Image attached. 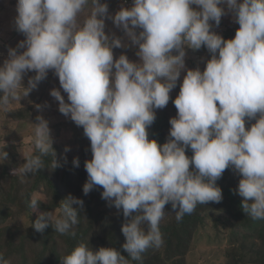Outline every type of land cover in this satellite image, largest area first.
Wrapping results in <instances>:
<instances>
[{
  "label": "clouds",
  "instance_id": "1",
  "mask_svg": "<svg viewBox=\"0 0 264 264\" xmlns=\"http://www.w3.org/2000/svg\"><path fill=\"white\" fill-rule=\"evenodd\" d=\"M89 4L81 23L78 17ZM16 12L15 27L25 39L8 49L0 66V111L7 113L11 101L27 97L54 70L70 103L55 88L50 96L90 140L92 159L85 161L88 179L82 191L87 195L101 186V198L122 209L125 218L127 258L111 247L94 252L81 243L61 264L140 260L147 249L164 243L165 205L171 204L180 222L197 205L220 203L216 181L230 166L242 177L235 191L243 198V212L264 219V0H132L130 8L122 6L113 16L100 0H17ZM228 12L239 28L225 40L211 29ZM106 19L138 46L139 62L124 54L114 60L113 49L128 45L106 35ZM202 46L211 54L204 70L186 69L185 48ZM182 70L186 74L172 101L177 115L169 120V139L160 145L149 140L147 129L156 119L154 110L169 103ZM28 72L35 75L24 87ZM245 118L256 121L247 130ZM36 121L32 143L38 155H25L13 170L25 178L43 168L42 157L51 155L52 169L59 166L48 121L39 115ZM29 206L35 212L38 200ZM57 211L59 216L40 213L32 228L42 233L52 224L57 233L75 237L83 201L69 195ZM0 264L10 262L0 255Z\"/></svg>",
  "mask_w": 264,
  "mask_h": 264
},
{
  "label": "trees",
  "instance_id": "2",
  "mask_svg": "<svg viewBox=\"0 0 264 264\" xmlns=\"http://www.w3.org/2000/svg\"><path fill=\"white\" fill-rule=\"evenodd\" d=\"M122 1L124 0H100L108 5V15L119 11ZM126 1L132 6V0ZM239 2L242 0H238ZM219 6L227 9V5ZM191 7L199 10L197 6ZM90 11L91 4L78 17L81 23ZM217 28L221 29L218 35L230 40L234 38L239 25L235 22L233 14L228 12L222 16L219 26L214 25L211 30L217 34ZM121 33L123 31L118 35ZM13 34L19 36L21 33L15 28ZM3 48L8 50L15 46L4 43ZM18 52H21V49ZM53 75L54 70L47 73L39 96L38 92L32 91L27 97H22L20 106L10 108L7 113L0 111V115L4 116H0V149L5 144L3 150L8 154L6 160L0 159V255L10 264H61L62 258L70 254L76 246L88 243L94 252L101 247H111L127 258V253L122 248L125 243L121 232L125 221L122 209H116L109 201L101 198V186H94L87 195L82 191L88 179L85 161L92 159L90 140L84 135L81 126L75 125L69 117L61 114L58 106L54 108L58 103L49 102L46 87ZM26 82L23 81L25 85ZM181 83L180 75L177 86L169 94V103L163 109L154 110L156 119L147 129L149 140H155L160 145L169 139V120L177 115L172 101L179 94ZM64 99L65 103H70L67 97ZM26 101L30 103L27 104ZM35 105H41V110L37 111ZM41 112L44 114L43 118L48 121L59 166L52 169V157L49 155L42 157L43 168L38 169L37 173L28 174L26 178L21 177L19 173L13 174V170L24 163L25 155H38L33 143L30 153L19 152L18 147L22 145V141L16 142L15 137L19 132L24 134L32 124L37 123L36 117L42 116ZM245 119L246 130L256 122L255 119ZM65 147L70 151L64 153ZM185 154L191 158L193 153L188 148ZM74 158H78V166L73 165ZM241 178L230 166L216 181V185L222 190V201L197 205L196 209L191 214H186L180 222L176 221V210L172 209L171 204L165 205L166 215L160 222L163 245L147 249L141 254L140 260H131L128 257L129 264H264V219L254 220L243 212V198L235 191ZM69 195L83 201V211L79 213L78 224L74 227L75 237L57 233L52 224L42 233L36 232L32 223L38 215L42 212H52L54 216H59L60 212L57 210ZM33 198L39 203L35 212L29 206ZM206 228L214 230L215 240L224 242L223 247L218 249L221 259L218 254L214 258H204L198 252L195 253L197 239ZM221 228L226 229L223 235L220 234Z\"/></svg>",
  "mask_w": 264,
  "mask_h": 264
},
{
  "label": "rangeland",
  "instance_id": "3",
  "mask_svg": "<svg viewBox=\"0 0 264 264\" xmlns=\"http://www.w3.org/2000/svg\"><path fill=\"white\" fill-rule=\"evenodd\" d=\"M2 2H5V0H0V29H1L0 30V55H4L3 53L7 52V49L3 48L4 43H8V44L14 45L16 47L20 41H23V40H21V38L25 39V36L22 33L19 36H16V34H13L12 32L11 33L3 32V28L14 26V24L12 25V22L10 20L4 19V18H6V17L11 18L12 16L16 17L17 12H16V6L13 7L14 3L13 4H7L5 2L6 5H4ZM1 4H3V7L1 6ZM122 6L125 8H130V7H127L126 5L124 6L123 4H122ZM116 12H112L109 16H113ZM2 19H4V22H2ZM8 23H10L9 26H8ZM210 23H213V22L210 21ZM1 24H2V26H1ZM105 25H106L105 26L106 35L111 36L114 34L115 36H117L122 31L120 28L115 27L110 19L105 20ZM216 31H218L217 34H219L221 29L218 30V28H217ZM121 35H123V37H126L125 43H123V44H127L128 47H126V48L125 47L114 48L113 49L114 60L117 59L119 57V55L124 54L127 56V58L130 61L139 62V57L136 55V52L138 51V46H133L131 44L130 40L128 39V37L125 36L124 32L121 33L120 36ZM22 50H24V49H22ZM185 52H186V57H185L186 69L199 68L201 71H203L205 68L207 60H209L211 58V55L209 54L207 49L203 46L201 47V49L195 50V51L185 48ZM5 55H8V53H6ZM1 64L3 65L2 61H0V66H2ZM49 72H51V70H48L47 73H49ZM185 74H186L185 71L182 70L181 71V80H183V77ZM34 75H35V72H28L26 75H24L23 81L26 82V77H27V79H29L30 77H32ZM45 80H46V78L38 84L37 90L36 89L33 90V91H36V93L38 92V96H39L41 87H43V84L45 83ZM46 93H47V97H49V99H53V97H51L49 94L50 92H46ZM34 95H35V93H34ZM53 101H55V100L53 99ZM56 106H59V105L58 104L54 105V108ZM15 107H17L16 104H13V105L10 104V108H15ZM1 114H3V112ZM41 115H42V117H44L43 112H41ZM0 116H1V118L4 117L2 115H0ZM21 135H23V136H21ZM33 135H34V126L29 127L24 134H22L20 132L18 133V136L15 137V140H16V142L22 141V145H20L18 147L19 152H21V153H30L31 152ZM12 151L14 152V150H12ZM225 230L226 229L221 228L220 234L223 235V232ZM213 235H214V230H211L210 228H206L203 231L202 235H200L197 239L196 247H195V250H196L195 253L198 252L204 258H206L207 256L209 258H214L215 255L218 254V249L223 247L224 242H220L219 240H215L213 238ZM196 256H197V254H196ZM217 256L219 257V259L222 258L220 254H218Z\"/></svg>",
  "mask_w": 264,
  "mask_h": 264
},
{
  "label": "crops",
  "instance_id": "4",
  "mask_svg": "<svg viewBox=\"0 0 264 264\" xmlns=\"http://www.w3.org/2000/svg\"><path fill=\"white\" fill-rule=\"evenodd\" d=\"M5 2L7 3V4H13L14 3V5H13V7H15L16 6V3H17V1L16 0H5ZM5 2H2L4 5H6V3ZM3 7V6H2ZM4 19H7V20H10L11 22H12V25L14 24V26H12V27H7V28H3V32H9V33H13L14 32V30H15V17H6V18H4ZM4 19H2V22H4ZM10 25V23H8V26ZM1 26H2V24H1ZM2 28V27H1ZM1 30V29H0ZM116 37H119V38H121L122 39V43H125V40H126V37H123V35H118V36H116ZM23 50L21 49V52H22ZM6 53H8V50H7V52H5V53H3L4 55H0V61H2V62H4L6 59H8V55H5ZM2 65V64H1ZM23 81V80H22ZM22 84L23 85H25V83H23L22 82ZM24 87H27V83H26V85L24 86ZM53 88H55V89H57V90H59L60 92H61V95L64 97V98H66L67 97V94L66 93H64L63 92V90H62V88L60 87V84H59V80H58V77L56 76V74H55V72H54V75H53V78L50 80V82H49V84L47 85V87H46V92H50ZM31 93V92H30ZM46 95H47V93H46ZM44 99V98H43ZM54 99V98H53ZM53 99H50L49 100V102H52V103H58L57 101H53ZM55 100V99H54ZM29 101V100H28ZM28 101H26V103L28 102ZM30 102H32V100H30ZM30 102H28L27 104H29ZM45 102V101H44ZM54 103V104H55ZM13 104H16L17 105V107L18 106H20L21 105V101L20 102H17V101H13L12 102V105Z\"/></svg>",
  "mask_w": 264,
  "mask_h": 264
},
{
  "label": "built area",
  "instance_id": "5",
  "mask_svg": "<svg viewBox=\"0 0 264 264\" xmlns=\"http://www.w3.org/2000/svg\"><path fill=\"white\" fill-rule=\"evenodd\" d=\"M122 4H123L124 6L126 5L127 7H131V3L128 2V1H126V0L122 1ZM140 31H142V29H136L137 34H138Z\"/></svg>",
  "mask_w": 264,
  "mask_h": 264
}]
</instances>
